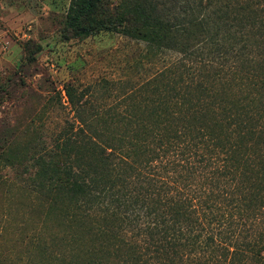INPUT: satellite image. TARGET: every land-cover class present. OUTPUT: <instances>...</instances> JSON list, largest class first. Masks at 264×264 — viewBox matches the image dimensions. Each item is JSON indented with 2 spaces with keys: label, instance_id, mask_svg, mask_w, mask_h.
Here are the masks:
<instances>
[{
  "label": "trees",
  "instance_id": "16d2710c",
  "mask_svg": "<svg viewBox=\"0 0 264 264\" xmlns=\"http://www.w3.org/2000/svg\"><path fill=\"white\" fill-rule=\"evenodd\" d=\"M156 1L70 0L66 13L77 35L116 32L159 59L178 57L148 81L161 86L145 118L153 123L133 117L146 133L148 157L100 140L99 162L79 168L60 158L61 148L42 181L77 201L108 204L121 226L143 237L138 247L113 235L116 264H264V0ZM182 58L194 68L209 64L218 80L236 79L235 92L192 85ZM191 86L207 99L192 100ZM243 133L251 145L235 142Z\"/></svg>",
  "mask_w": 264,
  "mask_h": 264
},
{
  "label": "rangeland",
  "instance_id": "374dc122",
  "mask_svg": "<svg viewBox=\"0 0 264 264\" xmlns=\"http://www.w3.org/2000/svg\"><path fill=\"white\" fill-rule=\"evenodd\" d=\"M69 3L0 0V264H87L90 259L116 264L113 235L142 243L136 230L121 226L105 209L108 204L77 201L65 188L49 191L42 178L61 148L62 160L94 166L100 140L147 158L146 133L133 117L153 123L145 118L161 86L148 81L175 54L159 59L143 42L111 31L77 35L67 24ZM250 55L257 58L253 51ZM182 60L193 70L192 85L201 80L204 92L224 87L235 92L236 79L218 80L209 64L194 68L192 59ZM189 81L183 77L182 83ZM193 88L192 100L199 94L207 99ZM242 135L235 142L251 145L253 139ZM138 179L133 172L132 184ZM73 238L82 243L79 249Z\"/></svg>",
  "mask_w": 264,
  "mask_h": 264
}]
</instances>
